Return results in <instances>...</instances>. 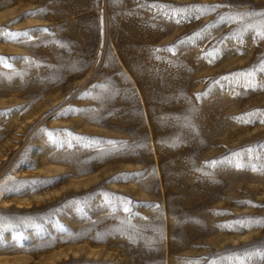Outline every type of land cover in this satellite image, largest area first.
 I'll use <instances>...</instances> for the list:
<instances>
[{"label":"rangeland","instance_id":"374dc122","mask_svg":"<svg viewBox=\"0 0 264 264\" xmlns=\"http://www.w3.org/2000/svg\"><path fill=\"white\" fill-rule=\"evenodd\" d=\"M0 264H264V0H0Z\"/></svg>","mask_w":264,"mask_h":264},{"label":"snow or ice","instance_id":"6c2138e0","mask_svg":"<svg viewBox=\"0 0 264 264\" xmlns=\"http://www.w3.org/2000/svg\"><path fill=\"white\" fill-rule=\"evenodd\" d=\"M124 210H125V211H128V209H127V208H125Z\"/></svg>","mask_w":264,"mask_h":264}]
</instances>
